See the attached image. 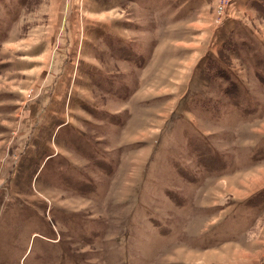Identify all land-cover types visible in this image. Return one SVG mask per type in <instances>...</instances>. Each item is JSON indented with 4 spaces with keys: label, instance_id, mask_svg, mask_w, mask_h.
Segmentation results:
<instances>
[{
    "label": "rangeland",
    "instance_id": "1",
    "mask_svg": "<svg viewBox=\"0 0 264 264\" xmlns=\"http://www.w3.org/2000/svg\"><path fill=\"white\" fill-rule=\"evenodd\" d=\"M258 1L0 0V264H264Z\"/></svg>",
    "mask_w": 264,
    "mask_h": 264
},
{
    "label": "trees",
    "instance_id": "2",
    "mask_svg": "<svg viewBox=\"0 0 264 264\" xmlns=\"http://www.w3.org/2000/svg\"><path fill=\"white\" fill-rule=\"evenodd\" d=\"M253 7L257 10V12L261 15V16H263L264 17V3H263V1H258V2H256L255 4H253ZM261 80H262V78H261ZM229 84H230V86H227L226 87V90H227V92H228V95H230V97L232 96V97H236V96H238V93H239V84L235 81V80H233V79H231L230 81H229ZM234 89V90H233ZM234 91H238V92H234ZM236 94V95H235Z\"/></svg>",
    "mask_w": 264,
    "mask_h": 264
},
{
    "label": "crops",
    "instance_id": "3",
    "mask_svg": "<svg viewBox=\"0 0 264 264\" xmlns=\"http://www.w3.org/2000/svg\"><path fill=\"white\" fill-rule=\"evenodd\" d=\"M249 13V12H248ZM257 12L255 11V13H254V11L252 12V13H250L251 14V16H256V18H252V19H256V20H253V22L254 23H249V24H251L252 25V28L253 29H255L254 27H255V25L258 23V24H260V22L262 21V22H264V18H262L261 16H257V14H256ZM255 24V25H254ZM262 26H264V23L262 24ZM258 29V28H257ZM254 35L256 36V38H258V40H259V43H260V41H261V43H260V45L262 44V45H264V32L261 30H256L255 29V31H254ZM253 35V36H254ZM261 45V46H262ZM263 47V46H262Z\"/></svg>",
    "mask_w": 264,
    "mask_h": 264
}]
</instances>
